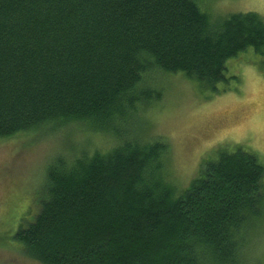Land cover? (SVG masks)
Wrapping results in <instances>:
<instances>
[{
	"label": "trees",
	"instance_id": "1",
	"mask_svg": "<svg viewBox=\"0 0 264 264\" xmlns=\"http://www.w3.org/2000/svg\"><path fill=\"white\" fill-rule=\"evenodd\" d=\"M200 1L0 0V138L73 123L115 141L53 155L37 211L13 234L24 255L42 264H244L264 212L257 152L216 147L178 189L164 174L168 144L140 136L138 114L163 94L152 77L181 72L214 94L228 59L248 47L264 56V16L212 20Z\"/></svg>",
	"mask_w": 264,
	"mask_h": 264
},
{
	"label": "rangeland",
	"instance_id": "2",
	"mask_svg": "<svg viewBox=\"0 0 264 264\" xmlns=\"http://www.w3.org/2000/svg\"><path fill=\"white\" fill-rule=\"evenodd\" d=\"M199 5L212 20L245 12L264 16V0H201ZM225 76L214 94L181 72L149 79L162 85L163 94L138 114V120L145 119L140 136L161 138L168 144L164 174L178 189L188 187L202 160L216 157V147L251 149L264 166V56L248 47L226 61ZM78 127L48 125L27 135L0 138V264H42L11 242L38 209L53 155L86 147L109 148L115 142L103 132ZM241 259L244 264H264V212L241 249Z\"/></svg>",
	"mask_w": 264,
	"mask_h": 264
}]
</instances>
